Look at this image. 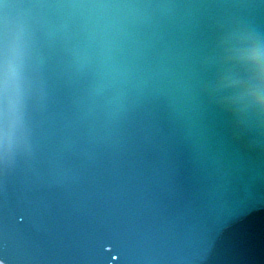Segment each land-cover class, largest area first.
Here are the masks:
<instances>
[{"label":"water","instance_id":"obj_1","mask_svg":"<svg viewBox=\"0 0 264 264\" xmlns=\"http://www.w3.org/2000/svg\"><path fill=\"white\" fill-rule=\"evenodd\" d=\"M223 2L53 0L7 10L40 25L33 58L21 64L34 101L31 158L8 177L0 258L201 264L207 235L255 207L222 225L225 244L210 264H264V121L240 99L252 86L241 74L246 45L228 36L216 47L206 43L234 14L203 5ZM3 39L0 31V69ZM15 39L11 27L12 61ZM32 64L49 85L43 109ZM208 77L244 120L239 151L206 111L197 85ZM29 149L27 131L14 133L13 152Z\"/></svg>","mask_w":264,"mask_h":264},{"label":"snow or ice","instance_id":"obj_2","mask_svg":"<svg viewBox=\"0 0 264 264\" xmlns=\"http://www.w3.org/2000/svg\"><path fill=\"white\" fill-rule=\"evenodd\" d=\"M53 0H0V31L3 32V46L5 49V60L0 69V93L3 96V104L0 107V193L5 194L0 201V210H6V191L8 177L15 169L20 160L30 159L32 151V127L30 122V111L33 100L28 95V89L22 81L21 64L25 55L33 58V51L36 45L37 29L40 25L38 17L25 18L19 15H9L8 9L43 8L52 6ZM210 8L225 9L233 13V18L221 25L223 35H210L207 38L209 48L216 47L218 42L228 36L236 42L246 45L244 64L241 68L242 76L252 85L240 97L246 102L249 111L255 110L259 104L260 111L257 113L264 121V60L259 65L252 63L253 52L264 53V0H225L223 3H212L203 5ZM11 27L16 29V39L12 46L14 61L8 59V31ZM259 82L260 101L254 97L257 93ZM31 85L38 89L35 102H38L41 109L45 108L48 101L49 85L42 74L39 66L32 64ZM200 95L204 99L207 113L214 118L215 130L234 149L241 150V141L246 134L244 120L229 108L225 107L217 90L214 88V77H208L201 84L197 85ZM11 89V94H10ZM27 131L30 149L27 152H13V134L23 136ZM251 147V146H249ZM264 154V153H262ZM240 209L225 220L213 233L205 238V247L202 253L201 264H210L212 258L225 244L222 225L239 220L243 216L251 215L250 210ZM238 246L233 245L226 248V252H233ZM0 264H5L0 259Z\"/></svg>","mask_w":264,"mask_h":264},{"label":"clouds","instance_id":"obj_3","mask_svg":"<svg viewBox=\"0 0 264 264\" xmlns=\"http://www.w3.org/2000/svg\"><path fill=\"white\" fill-rule=\"evenodd\" d=\"M253 57L254 58L252 60V63H254L256 65H259L262 62V60H264V53H261L259 51H254L253 52ZM256 87H257V93H256L254 99L257 102H259L260 99H261V97L259 96V91H258L259 90V87H260L259 82L257 83ZM259 111H260V108H259V104H258V106H257V113H259Z\"/></svg>","mask_w":264,"mask_h":264},{"label":"bare ground","instance_id":"obj_4","mask_svg":"<svg viewBox=\"0 0 264 264\" xmlns=\"http://www.w3.org/2000/svg\"><path fill=\"white\" fill-rule=\"evenodd\" d=\"M0 259H3V258H0ZM4 260V259H3ZM5 261V260H4ZM5 264H8L6 261H5Z\"/></svg>","mask_w":264,"mask_h":264}]
</instances>
